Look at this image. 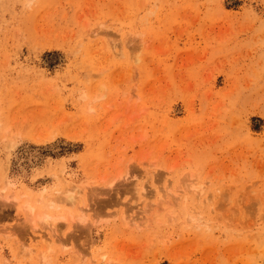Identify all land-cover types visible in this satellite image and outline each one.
Returning <instances> with one entry per match:
<instances>
[{
    "label": "rangeland",
    "instance_id": "1",
    "mask_svg": "<svg viewBox=\"0 0 264 264\" xmlns=\"http://www.w3.org/2000/svg\"><path fill=\"white\" fill-rule=\"evenodd\" d=\"M0 264H264V0H0Z\"/></svg>",
    "mask_w": 264,
    "mask_h": 264
},
{
    "label": "bare ground",
    "instance_id": "2",
    "mask_svg": "<svg viewBox=\"0 0 264 264\" xmlns=\"http://www.w3.org/2000/svg\"><path fill=\"white\" fill-rule=\"evenodd\" d=\"M141 192H143V191H141ZM141 194V193H140ZM69 197H67V200L68 201H70L71 200V197H70V195H68ZM49 222V224L52 226V227H54V224L57 222V219H51V220H49L48 221Z\"/></svg>",
    "mask_w": 264,
    "mask_h": 264
}]
</instances>
